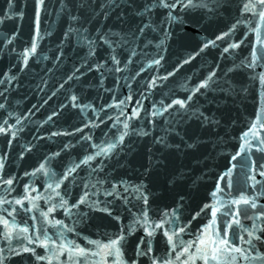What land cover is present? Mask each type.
<instances>
[{"label": "snow or ice", "instance_id": "6c2138e0", "mask_svg": "<svg viewBox=\"0 0 264 264\" xmlns=\"http://www.w3.org/2000/svg\"><path fill=\"white\" fill-rule=\"evenodd\" d=\"M70 4L72 0H59L57 11L67 14L79 27L70 26L64 37L70 39L75 35L83 40L87 45L89 57L96 55L98 46L107 45L109 55L105 63L110 62L112 65L109 71L121 73L128 70V65L135 63L133 58L138 56L137 49L145 41L148 46L152 45L153 41L147 39L149 33L159 32L160 36L153 38L157 41L155 45L157 51L154 56L146 57V61L149 66H161V61L164 60L165 42L170 38V29L174 24L199 25V19H188L193 13H200L202 17H219L222 11L230 13L232 0H127L126 8L131 10L132 18L139 21L136 27L128 25L119 32L111 28L99 27L95 30V39L90 37L89 29L85 27L92 21V17L73 14ZM44 7H46L45 0H34V38L30 46L24 47L17 58L18 63L24 68L28 66L30 56L37 53L36 38L40 36V10ZM72 7L80 10L92 8L93 15L97 14L92 0H79V3L72 4ZM98 7L102 10L99 16L107 21L110 19V10L119 8L120 5L117 0H105V3L99 4ZM19 8L18 0H6V8L0 11V24L22 18L24 13ZM157 13L163 14L162 21L159 16L153 19ZM237 13L226 30H218L214 33V38L206 37L198 51L175 65L173 70L167 71L165 75L152 77L143 86L145 91L156 87L157 82L162 83L173 76L182 64L189 63L206 49L221 48L223 45L219 55L227 61L245 42L249 32L256 36L258 47H252L249 57L241 59L239 65L232 60L230 68L221 69L220 63L214 59L215 67L210 66L208 74L200 79L198 84L186 88L188 92L186 97H170V103L165 104L161 101L159 108L153 106L151 116L154 118L159 115L163 118L167 114L168 125L163 135L153 138L154 144L164 148L174 147L177 150L181 145L191 148L192 145L188 144L181 134V126L185 120L194 118L202 125L210 127L220 124L214 115L197 106L194 97L198 100V93L205 99L210 93H231L234 89L229 73H233L238 67L254 71L256 67L264 66L259 63L264 62V0H240ZM127 17V13L118 14L119 22L123 25L128 24ZM238 31H241V36L234 39ZM16 34L15 29L12 30L11 35L6 32L3 43L12 45ZM117 49L126 50L123 59H121L122 53L117 52ZM9 51L14 52L15 48L11 47ZM62 55L61 51L56 59L59 60ZM122 64L124 68L121 67ZM84 66L89 71L93 67L100 71L101 67L98 62L91 63L87 58L82 61L81 67ZM81 67H74L72 74L67 75V80H78L77 74H82ZM143 70V67H140L136 75ZM101 75L103 76V73ZM4 76L5 79L0 80V84H10L16 79L15 75L9 76L5 73ZM258 79L264 88V72L258 74ZM131 80H135L134 75L126 78L129 89L131 83L128 81ZM59 86L63 88L64 84ZM52 95H55V92ZM140 95L143 96L144 93L141 92ZM0 97H3L4 101L0 102V109L7 112L8 117H12L14 114L6 107L8 97L3 93H0ZM70 99L72 107L80 108L81 111L92 107L90 104L78 103L76 95H72ZM132 100L133 95L130 92L124 100L119 101V104L124 105ZM135 105L130 113H125L121 109L120 115L124 116V120H116L117 124L123 125L122 129H118V134H113L110 138L106 136L99 144L93 143L91 147L95 151L83 155L78 161H70L63 165V171H53L49 157H45L31 172L24 171L23 175L29 178L28 182L22 184V192L15 196L11 194L15 191L14 181L17 177L4 174L9 156L7 152L0 153V187L4 190L3 194H0V264H13V258H20L24 264H264V203H260L261 198H264V161L257 162L252 159L253 149L264 154V134L259 131L264 129V108L256 116L255 122L250 124L248 131L241 135L242 143L239 151L231 156L233 161L242 154L247 158L242 157V168L245 171L244 187L241 190L235 194L232 192L234 184L232 169L236 167L232 164L231 168L216 178L214 189L209 193L210 202H203L193 209L186 204L185 197L181 195L172 205L153 210L152 203L156 197L144 179L138 183H131L123 179L109 181L106 177L100 176L105 171L106 161L114 157L116 149L123 145L124 138L130 131L136 135L149 134L143 129L130 128L129 122L133 118L138 119L141 111H147L142 108L140 99L135 100ZM61 107L64 105L61 104ZM55 115L57 113L53 111L52 116ZM24 119L26 117L17 115L15 124H9L8 119L0 123V134L9 137L6 140L7 146H11L13 140L17 138ZM100 123H103L102 119ZM149 123L153 128L156 125L154 119ZM88 124H92L93 127L98 126L93 120H89L83 126L88 127ZM17 125L21 127L18 128ZM73 131L80 132L81 128L75 127ZM62 134L69 133H52V135ZM172 135L179 138L178 143H169V137ZM81 139L91 141L93 138L91 135H83ZM70 147V144L64 145V148ZM30 150L31 145L19 153L20 158H23L24 151ZM58 155V152L51 153V156ZM155 166L150 156L149 166L144 168L145 178L151 175ZM33 178L42 181L43 193L39 191ZM105 184L108 186L105 187ZM76 188H79L80 192L74 197L73 190ZM41 200L45 207H41L39 203ZM117 202H120L128 212L126 223L114 207ZM129 204L136 209L135 212L128 208ZM58 211L63 219L57 218ZM90 212L107 214L115 222L117 230L111 234L104 233L106 239L84 237L87 245L82 246L77 242L81 236L78 227L87 223ZM21 214H31V224L28 221L17 222V216ZM198 217L206 219L207 223L203 224L202 230L193 234L191 224ZM242 219L250 221V224L242 223ZM137 232L142 234L132 242L131 254H127L130 238ZM69 234L75 238H69ZM185 236L191 238L185 239ZM158 237L161 245L159 248L156 247ZM38 249L43 251L40 252Z\"/></svg>", "mask_w": 264, "mask_h": 264}, {"label": "water", "instance_id": "95a60500", "mask_svg": "<svg viewBox=\"0 0 264 264\" xmlns=\"http://www.w3.org/2000/svg\"><path fill=\"white\" fill-rule=\"evenodd\" d=\"M18 2L19 10L24 13V16L10 20L7 24H0V80L5 79V73L9 76H16L10 84H0V93L8 97L6 107L14 114L8 117L7 112L0 109V123L8 119L9 124H15V116L26 117L22 121V130L11 146L6 144L9 137L0 134V153L7 152L9 156L4 174L17 177L14 181L15 191L12 192V196L22 192V184L28 182L29 178L23 175L24 171L31 172L45 157L50 158L53 171L60 172L63 171V165L70 161H78V158L83 155L95 151L91 147L93 143L99 144L106 136L110 138L113 134H118V129H122L123 125L122 123L117 124L116 120H124V116L120 115L121 109L125 113H130L131 109L136 106V99L142 101V108L147 111H141L138 119L133 118L129 122L130 128L143 129L149 134L148 136L136 135L130 131L129 135L125 136L123 145L116 149L114 157L106 161L105 171L100 174L101 178L106 177L109 181L123 179L131 183H138L144 179L156 197L152 203L153 210L164 209L165 206L172 205L173 201L178 200L181 195L185 197L186 204L193 209L203 202H210L209 193L214 189L216 178L231 168L232 164L236 165L232 169L233 194L244 187L245 169L242 168V163L243 159L247 158L242 154L233 161L231 156L239 151L242 143L241 135L248 131L250 124L255 122L256 116L264 108V96H262L264 88L258 79V74L264 72V66H258L254 71L238 67L233 73H229L234 89L231 93H210L207 99L198 93L199 99L194 97L197 106L208 114L214 115L220 124L210 127L202 125L194 118L185 120L181 126V134L185 141L192 145L191 148L181 145V148L177 150L174 147L164 148L154 144L153 138L163 135L164 129L168 126L167 114L163 118L159 115L153 118L151 112L154 105L156 108L160 107L161 101L165 104L170 103V97H186L188 94L186 88L198 84L199 80L208 74L209 67H215L214 59L220 63L221 69L230 68L232 60L239 65L241 59L249 57L252 47H258L254 33H248L245 42L227 61L219 55L223 45L221 48L206 49L204 53L195 56L189 63L182 64L173 76L168 77L162 83L157 82L156 87L147 91L143 87L152 77L165 75L167 71L173 70L175 65L198 51L206 37L214 38V33L218 30H226L227 25L233 22L238 14L237 5L240 0H232L230 13L222 11L219 17H202L200 13H193L188 17L190 20L199 19V25L195 23L174 24L170 29L171 36L165 42L164 60L161 61V66H149L146 61V57L154 56L157 51L155 47L157 41L153 38L160 36L159 32L149 33L147 39L153 41L152 45L148 46L145 41L137 49L138 56L133 58L135 63L128 65V70L121 73L109 71L112 65L110 62L105 63L109 55L107 45L98 46L96 55L89 57L87 45L83 40L75 35H72L70 39L64 37V33L70 26L79 27V25L71 21L67 14L57 11L59 0H45L46 7L40 10V36L36 38L37 53L30 56L28 66L24 68L21 63H18L17 58L24 47L30 46L34 38L35 9L34 0H18ZM117 2L120 7L110 10V19L107 21L99 16L102 10L98 7L99 4L105 3V0H92L93 6H96V15H93L92 8L80 10L72 7V4L79 3V0H72L69 6L75 15L92 17V21L85 27L89 29L90 37L95 39L96 28H111L119 32L128 25L135 28L139 23L138 19L132 18L131 10L126 8L127 0H117ZM5 8L6 0H0V11ZM123 13L128 14L127 25L119 22L118 14ZM157 16L161 21L163 20L162 13L155 14L153 19ZM14 29L17 30V34L13 44L5 45L3 43L4 34L7 32L11 35ZM240 36L241 31H238L234 39ZM11 47L15 48L14 52L9 51ZM61 51L63 55L57 60L56 57ZM117 52L122 53L121 59H123L126 50L117 49ZM85 58L91 63L98 62L101 65L100 71H97L95 67L90 71L86 66L81 67ZM259 63L264 65V62ZM74 67H81L82 74H77L78 80H67V75L72 74ZM121 67L124 68V65L122 64ZM140 67L144 70L136 75ZM130 75L135 76V80L128 81L131 83V89L126 85V78ZM60 84H64V87L61 88ZM53 92L55 95H52ZM130 92L133 100L120 105L119 101L124 100ZM141 92L144 93L143 96L140 95ZM72 95L78 97V103L90 104L92 107L83 111L80 108H73L70 99ZM0 102H4L3 97H0ZM61 104L64 107H61ZM53 111L57 115L52 116ZM98 117L103 120V123H100ZM152 119L156 121L154 128L149 123ZM89 120L95 121L98 126L93 127L92 124H88V127H84V123ZM17 127L21 126L17 125ZM75 127L81 128V131L74 132ZM259 131L264 134V129ZM54 132H68L69 134L52 135ZM83 135H91L93 139L85 141L81 139ZM178 142V137L174 135L169 137L170 144ZM65 144H70L71 147L64 148ZM29 145H31V150L24 151L23 158H20L19 153ZM57 152L58 156H51V153ZM150 156L153 165L156 166L151 175L145 178L144 168L149 166ZM252 159L257 162L264 161V154L253 149ZM33 179L39 191L43 193L42 181ZM221 186L223 187V182ZM3 191L0 187V194H3ZM79 192V188L74 189L73 196L75 197ZM101 199H103L102 195ZM39 203L41 207H45L42 200ZM260 203H264V198H261ZM114 207L126 223L128 212L125 211L124 206L117 202ZM128 208L133 212L136 211L131 204ZM85 211L88 210L85 209ZM30 215L17 216V222L28 221L31 224ZM56 215L57 218H64L59 211ZM241 222L250 224V221L243 219ZM205 223H207L206 219L198 217L191 224V232L195 234L198 230H202ZM78 230L81 236L77 242L86 246L87 241L84 237L106 239L103 234H111L117 228L115 222L107 214L90 212L87 223L79 225ZM141 234L137 232L130 238L127 254H131L132 242ZM69 238L75 237L69 234ZM188 238L191 237L185 236V239ZM160 246L158 237L156 247ZM38 251L42 252L43 249H38ZM13 264H24V262L20 258H13Z\"/></svg>", "mask_w": 264, "mask_h": 264}]
</instances>
